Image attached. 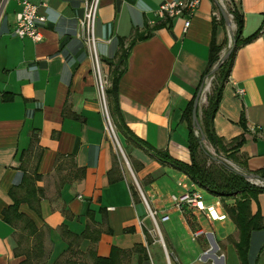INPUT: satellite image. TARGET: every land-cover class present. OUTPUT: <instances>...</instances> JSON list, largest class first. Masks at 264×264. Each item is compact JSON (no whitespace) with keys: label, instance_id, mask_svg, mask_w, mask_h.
Here are the masks:
<instances>
[{"label":"crops","instance_id":"crops-1","mask_svg":"<svg viewBox=\"0 0 264 264\" xmlns=\"http://www.w3.org/2000/svg\"><path fill=\"white\" fill-rule=\"evenodd\" d=\"M31 1L46 18L40 42L14 34L19 9L15 0L7 1L0 16V264H19L22 249L32 245L29 239L18 246V230L2 217L12 203L9 191L21 181L24 169L41 176L37 185L44 192L38 212L25 203L19 207L43 232L46 257L37 264H64L68 259L91 264L86 254L90 247L97 256L107 257L113 247L131 250L136 244L145 247L153 264L149 246L159 247L150 238L143 201L131 193L129 172L158 215L176 217L181 226L180 233L167 234V243H162L174 264H223L224 252L233 245L226 237L214 242L203 221H217L200 212L199 226H189L185 214L191 208L174 204L183 193L177 181L188 176L152 151L189 161L183 111L207 69L210 45L222 46L220 55L226 51L236 28L234 20L230 18L228 26L214 0L199 1L186 29V16L158 14L159 6L171 0L99 1L95 49L106 88L115 63L123 54L125 58L117 105L124 125L137 139L114 130L125 167L105 128L93 60L79 36L84 0ZM230 2L242 15L241 36L258 33L235 52L212 128L226 141L243 134L245 142L235 154L247 171H256L264 167V0ZM240 88L242 95L236 92ZM209 92L210 88L202 93L198 116ZM114 160L119 178L110 180ZM250 208L264 217V192L251 200ZM89 222L92 229L101 230L96 242L83 238L75 245L63 237L61 227L80 234ZM229 222L230 234L236 235ZM263 250L264 230L252 232L249 263L259 264ZM141 257L131 251L122 264H140Z\"/></svg>","mask_w":264,"mask_h":264},{"label":"trees","instance_id":"trees-1","mask_svg":"<svg viewBox=\"0 0 264 264\" xmlns=\"http://www.w3.org/2000/svg\"><path fill=\"white\" fill-rule=\"evenodd\" d=\"M230 1L232 0H229L227 3V10L232 14L236 25L233 33L235 43L228 58L224 60L213 73H211V71L219 62L222 46H217L214 42L210 45L208 66L202 75L199 87L202 83L204 84L206 78L210 76L215 78V82H213L210 92L206 96V105L201 109L199 116L197 113V119L199 121L201 131L205 136V140L214 147L215 152L217 154L225 153L229 156V158H232L235 157L236 151L245 142V137L242 134L229 141L218 137L212 128L213 117L218 109L223 86L229 76L236 50L241 45L251 41L258 32L255 31L246 37L241 36L242 15L238 12L236 6ZM142 37L143 36L140 38ZM124 59L123 54L115 63L114 69L110 74L111 85L106 88L105 92L108 97L110 112L113 117L116 130L121 131L124 135L130 137L131 139L137 140L124 125L117 105V82L123 70L120 66L123 65L122 63H124ZM199 87L197 88V91ZM194 97L187 103L183 111V118L188 129L187 148L190 155L189 161L184 162L176 159L165 151L162 152L154 150L152 153L163 163H167L175 169L183 172L198 187L207 190L209 193L221 199L223 209L236 229V235H228L226 237V242L233 245L240 264H250L248 251L251 234L257 230H264V217L258 210L255 213H252L250 203L251 200L255 199L259 193L264 192V186H257L249 182L239 174L227 169L223 164L212 160L210 156L205 153L203 145L199 142L200 137L195 136L194 127L192 125L191 112ZM3 98L7 100L10 97L3 95ZM241 121L242 125H244L243 118ZM20 157L22 159V156ZM209 158L211 161H209ZM236 164L242 169V171L258 174L264 179V167L256 171H247L244 162L236 161ZM20 166L24 169L23 162H21ZM80 171L82 172V169H80ZM115 171L116 162L114 160L113 166L108 172L110 180L119 178V175H116ZM40 177L41 176L36 172L28 173L24 169L21 181L18 184H14L9 191L12 203L2 212L3 220L18 230V246L22 242H27V240L32 239V245L27 249H22L23 258L19 264H37L46 257L42 240L43 232L36 228L32 220L19 210L20 205L25 203L32 210L38 212L39 202L44 194L43 189L37 185V181ZM129 188L133 197L137 199L138 191L135 186L130 184ZM225 198H231L233 200L231 202H226L223 201ZM92 224L93 222L87 223L86 228L80 234H74L68 231L65 226L61 227V231L63 237L68 239L70 242H73L75 245H78L80 240L83 238H90L91 242L94 243L98 240L101 230L92 229ZM144 232L146 237H148L146 229H144ZM131 251L138 252L142 255L140 264H150L146 249L141 244H136L131 250L113 247L107 257L97 256L93 247H90L86 254L90 257L91 264H122V259L126 258ZM64 264L83 263H78L76 260L68 259Z\"/></svg>","mask_w":264,"mask_h":264},{"label":"built area","instance_id":"built-area-1","mask_svg":"<svg viewBox=\"0 0 264 264\" xmlns=\"http://www.w3.org/2000/svg\"><path fill=\"white\" fill-rule=\"evenodd\" d=\"M19 5L18 11L15 13L13 32L19 38L27 37L33 42H40L43 38L40 26L45 21L44 14L40 11V6L33 3L31 0H15ZM100 0H84L83 1V12L81 17L78 19L80 26L79 36L83 39L87 48L90 52L91 58L93 60V71L95 74L99 97L102 103V112L105 118V128L111 134L112 138L115 139L114 129L111 125L109 114L107 111L105 96H104V82L102 74L100 71L99 61L96 55L95 42L96 38L94 36V21L99 6ZM200 0H171L163 2L158 8V14L162 17H175V16H186L187 19L184 22V29L187 28L189 24V17L195 11ZM219 3L226 7V2L229 0H218ZM225 1V2H223ZM232 18V14L227 12ZM212 78V76H210ZM211 78H206L204 82V89L211 88ZM237 94L242 95L244 93L243 89H237ZM117 142V141H116ZM177 186L182 188L183 193L179 198H174L175 206L182 209L183 205L189 206L192 209L203 214L210 221H223L228 216L223 209V203L220 198L214 201V203L205 206L202 201V195L197 190V185L189 179V182L184 180H178ZM140 191V190H139ZM143 201L148 207L149 215L151 216L153 222L157 225L158 222L165 221L168 218L167 214L159 215V219L156 218L158 212L155 209H151L143 193L140 191ZM197 232L193 234V239H196ZM169 264V262L167 263Z\"/></svg>","mask_w":264,"mask_h":264},{"label":"rangeland","instance_id":"rangeland-1","mask_svg":"<svg viewBox=\"0 0 264 264\" xmlns=\"http://www.w3.org/2000/svg\"><path fill=\"white\" fill-rule=\"evenodd\" d=\"M232 19H233V17H232ZM209 78H211V77H209ZM213 82H215L214 77L211 78V87H212ZM105 90H106V87L104 86V96H105V99L107 102V111L109 114V119H110V122H111L113 129L116 130V126L114 124L113 117H112L111 112H110V106H109L110 104L108 103V97H107ZM194 134H195V136L200 137V133L196 128H194ZM113 142H114L115 147L117 148V150L119 152V157H120L121 162L124 164L125 167H127V164L123 159L122 153L119 151V147H118V144L115 141V139H113ZM202 145H203V148L211 156H214V157H216V158H218V159H220V160H222L228 164H231L234 167L239 168L236 164V161H239V158L237 157L236 154H235V157H232V158H229V156H227V154H225V153L217 154L215 152L214 147L211 144H209L206 140H205V142L202 143ZM209 161H211L210 158H209ZM239 169H241V168H239ZM129 174L131 176L130 180H131L132 184L135 186L136 190L138 191V197L140 198V200L143 201L142 195L139 191V188L137 187L136 179H135L134 175L131 172H129ZM183 180L185 182H189V178H184ZM253 184H255V183H253ZM255 185L259 186V185H261V183L258 182ZM197 190L201 193L202 201H203V204L205 206L214 203V201L217 199L216 196L209 193L207 190H205L203 188L197 187ZM145 199H146V197H145ZM232 200L233 199H231V198H225L223 201L231 202ZM146 201H147L148 206L151 209H153L150 206V202L147 199H146ZM143 203H144L145 208H146V224H147L148 228L150 229V238L156 239V244L159 247V250L161 251V253H160V251L157 250L154 246H152V245L149 246V249H150L149 255L152 257V261L154 262L153 264H167V255L169 257V260L171 261V264H174L175 260L171 257V254L169 253V251L164 249L165 247L163 246L162 243H164V245H165V242L167 241V239H166L167 234H171L172 236H174V234L177 235L178 233H180L181 226L179 225V223H177L175 221L176 217H170V216H168V218L165 221H161V223L158 222L156 225L153 222L151 216L149 215L147 205L145 204L144 201H143ZM184 211H186V210H183V212ZM159 213L160 212H158V214ZM185 216L187 217V221H188L190 227L195 228V227L199 226V221L197 219H198V217H200V214L198 211L191 208L190 212H188V214H185ZM156 218L159 219V215H157ZM174 222H176V225ZM203 226L212 235L214 242H215V239H217L219 237H227L228 234H230L232 231V225L229 222L228 217L223 221H217V222H213V223L205 220V221H203ZM175 229H176V231H175ZM161 233L163 236L161 235ZM200 233L201 232L198 231L197 235H199ZM160 235L162 238L164 237V239H165V240L163 239V242L160 239ZM198 253L199 252L197 251L193 255V259H197L198 255H199ZM248 255H249V253H248ZM223 260H224L223 264H236V263L240 264L239 260L237 258V255H236L234 249H232V248L226 249V251L224 252V255H223ZM258 262H259V264H264V250L262 251Z\"/></svg>","mask_w":264,"mask_h":264},{"label":"water","instance_id":"water-1","mask_svg":"<svg viewBox=\"0 0 264 264\" xmlns=\"http://www.w3.org/2000/svg\"><path fill=\"white\" fill-rule=\"evenodd\" d=\"M8 0H0V16L2 14V11L5 7V4L7 3ZM218 6V9L220 11V14L223 18V20L226 22V24L228 26L231 25V21H230V16L227 13V11L225 10V8L219 3L218 0H214ZM235 43V38L233 36V32H230V44L228 46V48L226 49L225 52H223L220 55V59L219 62L213 67L211 73L215 72L216 69L221 65V63L226 60L230 54V52L233 49V45ZM203 89H204V84L202 83L198 89V91L195 94L194 100H193V104H192V112H191V117H192V125L194 128H196L199 132H200V140L199 142L202 144L203 142H205V136L201 131V127L199 125V121L197 119V109H198V104H199V100L201 99L202 93H203ZM205 153L208 154L210 156V158L212 160H215L221 164H223L227 169H229L230 171H233L237 174H239L240 176L244 177L246 180H248L249 182L252 183H261L262 186H264V179L262 177H260L258 174H254V173H248L245 171L240 170L237 167L232 166L231 164H228L214 156H211L205 149H204Z\"/></svg>","mask_w":264,"mask_h":264}]
</instances>
